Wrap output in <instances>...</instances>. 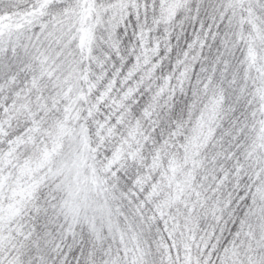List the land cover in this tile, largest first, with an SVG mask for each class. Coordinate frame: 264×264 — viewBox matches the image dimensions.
Instances as JSON below:
<instances>
[{"label": "snow or ice", "instance_id": "6c2138e0", "mask_svg": "<svg viewBox=\"0 0 264 264\" xmlns=\"http://www.w3.org/2000/svg\"><path fill=\"white\" fill-rule=\"evenodd\" d=\"M0 264H264V0H0Z\"/></svg>", "mask_w": 264, "mask_h": 264}]
</instances>
